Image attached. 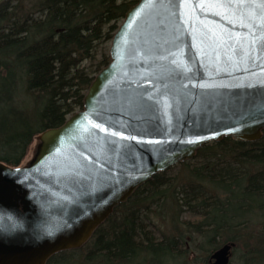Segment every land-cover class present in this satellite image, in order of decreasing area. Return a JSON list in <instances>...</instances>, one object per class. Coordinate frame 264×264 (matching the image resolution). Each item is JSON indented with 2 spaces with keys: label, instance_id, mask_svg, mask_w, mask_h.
I'll return each instance as SVG.
<instances>
[{
  "label": "water",
  "instance_id": "95a60500",
  "mask_svg": "<svg viewBox=\"0 0 264 264\" xmlns=\"http://www.w3.org/2000/svg\"><path fill=\"white\" fill-rule=\"evenodd\" d=\"M244 12L245 5L213 0L175 7L139 0L125 13L82 109L37 134L19 165L0 162V264H47L81 248L155 174L193 159L209 142L263 137L264 29L241 27L249 24ZM176 35L182 43L172 47ZM125 127L128 135H149L142 142L111 135ZM196 136L205 139L188 142ZM81 159L88 167L73 171ZM229 251L215 252L212 264H228Z\"/></svg>",
  "mask_w": 264,
  "mask_h": 264
},
{
  "label": "trees",
  "instance_id": "16d2710c",
  "mask_svg": "<svg viewBox=\"0 0 264 264\" xmlns=\"http://www.w3.org/2000/svg\"><path fill=\"white\" fill-rule=\"evenodd\" d=\"M136 2L43 0L36 6L42 11L41 16L29 14L19 24L11 23L6 29L2 25L7 21L4 18L6 10L2 11L1 7L8 2L0 5V162L9 166L19 165L35 134L61 126L66 115L82 108V92L109 63L108 53L102 52L95 68L89 71L90 76L82 64L94 59L101 51L100 47L111 40L117 22ZM21 82L25 95L45 93L42 111L38 114L41 126L38 131L27 125L22 130L16 118L10 121L13 112L20 114L14 101ZM195 160L200 163L189 166ZM233 162L239 167H232L229 163ZM180 165L186 168L187 181L180 190L184 203L178 205V201L177 205L184 206V211L192 215L208 217L207 223L199 221L194 226L206 227L207 244L211 250L226 244H231L234 249L236 240L231 229L232 226L235 228V222L231 216H241L237 223L241 228L249 223L246 219L251 215H264V135L253 143L226 137L220 142L206 144L197 151L193 161ZM165 173L153 176L131 198H136L137 203L130 206V199L129 204L118 206L96 231L93 246L106 252L108 260L105 261L128 262V258L141 252L154 258L183 243L181 235L155 239L147 226L139 222V212L149 207L144 202H154L157 197L164 196L163 192L171 184ZM243 200L250 204L241 206ZM238 202L240 205L237 207ZM179 211L182 212L176 209L170 217L172 228H177V223L188 224V221L178 218ZM230 212L233 213L231 216ZM105 224L107 227L103 232ZM222 232L229 234L223 244L219 243ZM214 240H217L215 246ZM73 252L77 250L59 253L47 264H70L69 257ZM244 260L247 261L246 258ZM260 260L261 256L257 261Z\"/></svg>",
  "mask_w": 264,
  "mask_h": 264
},
{
  "label": "rangeland",
  "instance_id": "374dc122",
  "mask_svg": "<svg viewBox=\"0 0 264 264\" xmlns=\"http://www.w3.org/2000/svg\"><path fill=\"white\" fill-rule=\"evenodd\" d=\"M41 1L43 0H10L7 3L8 5L1 7L2 11L6 10L4 18L7 19V21L2 24L4 27L3 29L8 28V25L14 22L16 24H19L20 22H22V19H25L27 16H29V14L33 16H41L42 11H39L36 8L38 3ZM121 20L122 19L117 22V26L121 22ZM109 44L110 41L104 43L100 47L101 51L97 53L94 59L85 61L82 64V66L85 68L86 74H88L89 76L91 75L89 71H92L95 68V64L98 63V60L101 58L102 52L104 50L105 52H108ZM22 84L23 82L19 83V86L17 88L18 91L16 94L17 100L14 101V103H16L18 107V110L20 111V114L13 112V115L9 117L10 121H13L16 118L20 121L21 124H19L22 127V130L25 125H27L33 131H35L36 129L38 131V128H41L38 114L42 111L45 93L40 92L41 94H38V92H31V95H25L21 87ZM82 93L84 94L85 91H83ZM77 111L78 110L74 112ZM71 114L66 115V118ZM37 134L33 136L32 141L28 146L21 162H23L30 154L34 143V137L37 136ZM199 163L200 161L195 160L189 166L198 165ZM229 164L234 168L239 167V165L234 162ZM165 175L167 177H170L171 180V184L163 192L166 198H164V196L162 195L157 197L154 202L146 200L144 204H149V207L148 209L145 208V211L142 209V211L139 212V222L141 223V225L147 226V230L151 231L155 239H161L162 236L177 237L178 235H181L183 243H179V246H174L173 250L165 252V254L162 256L158 255L154 258H151L148 253L141 252L140 254L138 253L139 255L133 258H128V262L118 260H109L107 262L105 261L106 252L101 249L97 250V247L94 248L95 246H93V240L95 239V236H93L89 240V243L85 245L86 247L77 250V252H73V254L69 257V260L72 261L70 264H208L207 260L210 252L212 251V247L208 246L207 244L208 237L205 233L206 227L201 228V226H199L198 228H196L194 226V224L199 221H204L205 223H207L208 217L206 216L207 219H204L201 214L192 215L191 213L184 211V206H178L181 203H184V199H182L184 196L180 194V190L181 186L184 185L187 181L185 178L186 168L178 164L170 168L165 173ZM209 187L210 186L207 185V188ZM178 201L179 203L177 205ZM134 202L137 203L136 198L131 199V201L129 202L131 203L130 206H132ZM247 203L244 200L240 202L241 206L244 207H247L248 204H250ZM240 204L238 202L237 207ZM178 208L179 210H182V212L179 211L178 218L183 221H188V224H183V222L182 224L177 223V228H172L169 220L171 219V215ZM232 214L233 213L230 212L229 216H231ZM231 217H233V222H235V228H233L232 226L231 230L234 231V233L232 234L234 235L236 244L235 248L231 249L232 253L229 264H259L261 261H264V215L262 217H259V215L254 217L251 215L246 219V221H249V223L245 224L241 228L237 226V223L240 222L238 220L241 219V216L234 215ZM106 227L107 225L104 227L103 232L106 231ZM227 235L229 234L225 235L222 232L219 243H222L226 239ZM260 256L262 257V260L258 262L257 260H259ZM245 258L247 259V261L244 260ZM50 264H55V262H51ZM261 264H264V262H262Z\"/></svg>",
  "mask_w": 264,
  "mask_h": 264
},
{
  "label": "snow or ice",
  "instance_id": "6c2138e0",
  "mask_svg": "<svg viewBox=\"0 0 264 264\" xmlns=\"http://www.w3.org/2000/svg\"><path fill=\"white\" fill-rule=\"evenodd\" d=\"M153 4H162L166 3L171 7H175L177 5L178 0H150ZM185 2H188V0H185ZM218 6L220 7H225V8H230L235 5H245V12H244V18L249 21L248 25L241 24V27L245 28H251L253 30V34L256 32L264 29V0H213ZM203 7V4L201 5ZM161 31H167V25L166 24H161L160 25ZM178 30H174V32H177ZM227 35V34H226ZM233 37L231 35H227V40H232ZM167 43H171L172 47H179L180 43H182V40L178 35L175 36L174 41H168ZM170 55L172 53H169ZM173 64L176 63L175 60L172 61ZM151 99V97H150ZM167 106V105H166ZM262 114H264V108H262ZM95 128L97 129H103L104 132H109V128L104 127L101 123L95 124ZM227 131L232 132V131H238L237 128H228ZM127 129L125 127L124 130L117 131L115 128L111 130V135L115 137H119L122 140H130V141H141L143 140V136L149 135L147 132H143L141 135H128L126 134ZM219 133H213V135H218ZM205 139L203 136H196L195 139L189 140V143H195L199 140ZM148 143H160L159 140L153 141L149 139L147 141ZM111 144V147L115 149L116 144L114 141H109ZM84 151H87V146L85 145ZM90 162L92 161V157L89 156L87 158ZM79 167L87 168L88 164L84 162L83 159L79 161H73L72 162V170L75 171ZM16 171H21L20 169H17ZM77 175H80L82 173H79L78 171L76 172ZM67 199V198H66ZM79 215V213H77ZM65 224L67 225V221H65ZM49 234H51V230H49Z\"/></svg>",
  "mask_w": 264,
  "mask_h": 264
},
{
  "label": "bare ground",
  "instance_id": "6f19581e",
  "mask_svg": "<svg viewBox=\"0 0 264 264\" xmlns=\"http://www.w3.org/2000/svg\"><path fill=\"white\" fill-rule=\"evenodd\" d=\"M128 201H129V200H128ZM128 201H126V202L128 203ZM212 242H213L214 246L217 244V240H214V241H212ZM226 245H228V246H232L231 244H226ZM226 245H222V246H219V247L213 249V250L210 252L209 256H208L209 261H214V260L212 259L213 254H214L215 252H217L218 250H220L221 248H223L224 246H226Z\"/></svg>",
  "mask_w": 264,
  "mask_h": 264
},
{
  "label": "flooded vegetation",
  "instance_id": "af4514ba",
  "mask_svg": "<svg viewBox=\"0 0 264 264\" xmlns=\"http://www.w3.org/2000/svg\"><path fill=\"white\" fill-rule=\"evenodd\" d=\"M207 261H208V264H210L209 259Z\"/></svg>",
  "mask_w": 264,
  "mask_h": 264
}]
</instances>
